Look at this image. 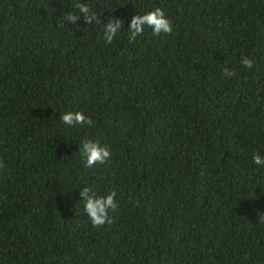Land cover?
<instances>
[{"label":"trees","instance_id":"16d2710c","mask_svg":"<svg viewBox=\"0 0 264 264\" xmlns=\"http://www.w3.org/2000/svg\"><path fill=\"white\" fill-rule=\"evenodd\" d=\"M78 3L100 23L66 22ZM157 7L172 33L130 43ZM84 140L110 158L86 168ZM256 154L264 0H0V264H264ZM85 186L116 192L112 223L91 226Z\"/></svg>","mask_w":264,"mask_h":264},{"label":"clouds","instance_id":"9594fccd","mask_svg":"<svg viewBox=\"0 0 264 264\" xmlns=\"http://www.w3.org/2000/svg\"><path fill=\"white\" fill-rule=\"evenodd\" d=\"M77 13H67L64 17L69 24H76L79 19H83L86 25H91L94 22H99L98 17L91 12V9L83 3L75 5ZM123 21L115 18H109L108 22L103 26V39L105 44H111L114 38L119 33ZM150 28L153 35L171 34L173 31L172 24L166 18L164 11L157 7L143 15H134L128 25L129 42H134L136 38L143 35L145 28ZM241 64L251 69L253 61L247 57L241 58ZM224 75L232 77L235 72L225 68ZM61 122L68 127H76L83 125H91L93 121L81 111H69L60 116ZM83 159L84 166L91 168L97 164H104L111 156L106 145H101L92 140H84L79 149ZM253 163L258 166H264V157L259 154L253 156ZM0 167L3 163L0 162ZM80 200L83 202V212L93 228H100L103 225L112 223L109 218V210L115 211L117 203L115 200L116 192L111 191L105 195H97L90 187H83L79 192ZM261 220H264V214H261Z\"/></svg>","mask_w":264,"mask_h":264}]
</instances>
